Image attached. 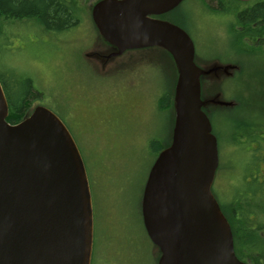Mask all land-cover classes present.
Instances as JSON below:
<instances>
[{
	"label": "rangeland",
	"instance_id": "rangeland-1",
	"mask_svg": "<svg viewBox=\"0 0 264 264\" xmlns=\"http://www.w3.org/2000/svg\"><path fill=\"white\" fill-rule=\"evenodd\" d=\"M97 1L78 0L79 22L57 35L29 22L12 25L6 42H0V76L8 84L14 76H26L36 95L26 103L27 115L38 105L51 110L70 131L82 159L88 160L98 224L94 264H157L159 251L143 228L140 204L157 157L151 144L157 141L164 148L171 142L174 105L160 109L158 100L165 94L173 100L177 70L157 47L125 52L107 64L87 57L85 53L107 49L91 18ZM162 19L186 31L201 68L233 67L227 74L218 71L200 80L203 100L218 94L215 100L230 103L224 108L209 103L203 107L212 116L218 145L219 166L211 192L230 215L235 194L255 186L249 178L246 181L251 157L244 149L258 141V156L264 152V56L256 60L252 57L261 52L250 58L241 55L230 31L233 17L206 9L200 0H184ZM253 131L262 135L242 144ZM233 133L241 137L234 144ZM258 170L253 182L260 184ZM259 237L264 238V229Z\"/></svg>",
	"mask_w": 264,
	"mask_h": 264
},
{
	"label": "water",
	"instance_id": "water-1",
	"mask_svg": "<svg viewBox=\"0 0 264 264\" xmlns=\"http://www.w3.org/2000/svg\"><path fill=\"white\" fill-rule=\"evenodd\" d=\"M184 0H99L91 18L102 39L125 51L164 49L175 64L174 126L147 175L142 225L158 249L157 264H248L234 252L230 225L211 187L217 139L200 78L216 72L194 62L189 35L156 18ZM248 2L250 0H236ZM0 83V264H90L93 210L80 151L62 120L38 105L17 124L6 121Z\"/></svg>",
	"mask_w": 264,
	"mask_h": 264
},
{
	"label": "trees",
	"instance_id": "trees-1",
	"mask_svg": "<svg viewBox=\"0 0 264 264\" xmlns=\"http://www.w3.org/2000/svg\"><path fill=\"white\" fill-rule=\"evenodd\" d=\"M200 2L203 3L206 9L209 8L212 12L222 13L227 16L231 15L234 22L230 26V31L236 38L237 51L241 55H246L244 57L247 58L261 52L259 56L256 55L258 57L252 58L263 60L264 0H250L248 2L236 0H200ZM81 13L82 8L78 4V0H0V42H6L5 40L11 34L12 29L10 27L12 25L22 22L32 23L33 26L55 35L69 31L79 22ZM167 14L156 18L162 19ZM164 52L168 54L166 51ZM168 56L171 58L169 54ZM22 82L24 83L23 85H18ZM0 83L8 104L6 121L10 124H17L28 116L26 113L27 101L34 96L36 97L33 93L32 84L26 76H14L11 84H8L3 75L0 76ZM36 94L38 95V92ZM170 104L173 105V100H171L169 94L163 95L158 100V107L160 109H166ZM215 105L218 108L226 107L218 104ZM203 111L211 120L212 116L210 118L207 110L203 108ZM70 129L73 131L72 127ZM237 138H241L240 135H234L233 133V144L237 142ZM253 138L254 136L252 137V134L248 133L247 138L241 142L242 144L247 143L253 140ZM151 146L155 154H158L165 148H162L157 141H153ZM244 152H246L245 154L249 153L251 157V164L247 165L250 167V171L249 175H246V181L249 178L250 183H255V186L252 185L253 187H249L248 190L235 194L236 200H233V203H236V207L230 210V215H227L221 206L220 208L231 228L236 257L248 264H264V238L259 237L260 231L264 229V181L260 184L253 182V173L257 171L256 160L254 155L250 154L249 149H244ZM84 164L88 172L87 174L91 175L87 159L86 162L84 161ZM95 219L94 235L95 231L98 230V224L96 225ZM94 249L95 236L91 264L95 262Z\"/></svg>",
	"mask_w": 264,
	"mask_h": 264
},
{
	"label": "flooded vegetation",
	"instance_id": "flooded-vegetation-1",
	"mask_svg": "<svg viewBox=\"0 0 264 264\" xmlns=\"http://www.w3.org/2000/svg\"><path fill=\"white\" fill-rule=\"evenodd\" d=\"M106 47H107V49L105 50V52L92 51L91 53H85V55L87 57L91 56L92 59L94 58V59H96V60H98V61H100L101 63H104V64H107L111 59L119 57V56H112L116 52V49L105 42V48ZM142 50H145V49H142ZM135 51H140V50H135ZM196 65L199 66V64H197V63H196ZM212 68H216L217 69L216 72L210 73V74H214V75H215V73L217 74L218 71H220V72H222L224 74H227V72H228L227 69H229V68L233 69V67H231V66L228 67V65H226V66L225 65H223V66L213 65L209 69H212ZM204 77H207V76L205 75ZM201 78H203V76ZM201 78H200V80H201ZM216 95L218 96V94H216ZM216 95L213 97V99L217 98ZM210 100H212V99H210ZM262 133H264V132H262ZM262 133H256L255 134L254 131H253V133H252V137L254 136L253 139H256V137H258V135H262ZM243 140H245V138ZM243 140H241V141L243 142ZM252 144H254V147L253 148H249L250 149V154L254 155V158H255L256 164H257V169L256 170L260 169V171L258 170L260 179L259 178L258 179H259L260 182H262V181H264V152L261 151L260 152V156H258L259 142L258 141H254ZM258 157L260 158V161L258 160ZM254 173H257V171H255Z\"/></svg>",
	"mask_w": 264,
	"mask_h": 264
}]
</instances>
